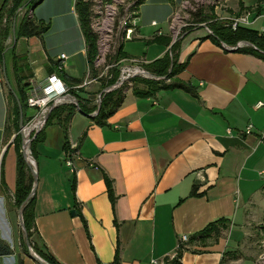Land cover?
I'll use <instances>...</instances> for the list:
<instances>
[{"label":"crops","instance_id":"crops-1","mask_svg":"<svg viewBox=\"0 0 264 264\" xmlns=\"http://www.w3.org/2000/svg\"><path fill=\"white\" fill-rule=\"evenodd\" d=\"M181 1L163 0L155 6L166 24V31L159 26L155 35L169 34L168 22ZM75 3L41 0L32 9L33 19L48 29L40 37L24 38L29 55L38 58L34 65L41 67L31 80L39 82L49 73L59 76L56 64L65 54L63 73L80 79L79 84L89 81L83 87L72 86L74 94L94 106L104 80L95 79V69L88 66L84 37L81 44L77 36L81 28ZM218 4L214 15L220 20L250 7L243 13L249 15L248 26L260 20L257 30L264 31V4L260 14L254 9L256 0ZM64 17L74 39L71 36L70 49L52 53L44 36L50 20ZM169 47L146 46L139 57L149 64ZM122 51L126 55L121 59L133 57L124 47ZM177 59L185 67L176 78L190 84L195 95L173 88L138 96L128 88L103 125L93 121L95 110H76L66 132L55 118L37 134L31 152L36 172L35 236L58 264H114L117 248L118 264H163L175 258L179 242L183 249L174 264H254L242 255L239 261L229 259L227 252L241 246L247 212L262 202L257 197L264 191V58L223 48L199 25L180 37ZM7 89L1 67L0 238L12 252L0 255V264H38L21 243L14 200L16 130L9 122ZM258 101L262 105L256 107ZM247 124L252 129L246 134ZM105 176L111 180L114 202L108 197ZM220 217L230 223L216 239L205 245L181 241L183 235L189 238Z\"/></svg>","mask_w":264,"mask_h":264},{"label":"trees","instance_id":"trees-1","mask_svg":"<svg viewBox=\"0 0 264 264\" xmlns=\"http://www.w3.org/2000/svg\"><path fill=\"white\" fill-rule=\"evenodd\" d=\"M38 0H35L32 5H34ZM144 0H135L133 6L137 9L138 6ZM8 0H3L0 5V64L4 60L5 55L9 51L11 55V71L15 77L16 81V89L14 90L17 95L18 101L22 107L23 112V120L26 117V103H25V88L28 84V80L33 77V75L27 74V46L24 49H21L19 52L14 50L16 42L19 38H30V37H40L43 33H45L48 29L47 24H42L40 22H36L32 16L24 17L19 24L16 26L14 31L15 44L13 42L11 45L5 44V41L9 35L10 29L7 24L3 23V18L11 17L17 7L23 6L27 4V0H11L12 5H8ZM257 5L254 9L257 11L256 14H260L261 9L260 5L264 4V0H256ZM75 10L78 15V20L80 23V28L85 41L86 48V57L87 63L90 68L92 67L93 60L97 53V34L92 31L90 28V2L89 0H76ZM9 17V18H10ZM199 22H204L211 30L212 34H209L210 37L215 43L220 44L224 42L226 44H234L238 40H244L253 45V47H244L237 48L236 51L252 53L261 58H264V31L259 32L257 29L246 25H238L235 29H233L229 20H220L215 17V15L210 18H200ZM172 37L167 35H156L152 38V41L162 43L163 45H170V52L172 55L164 54L162 57L155 59L154 61L148 64V68L155 74L164 77L161 80H144V84L147 89H138L132 91L138 96H150L153 95L156 91L160 89H173L180 88L183 89L193 95H195V89L188 83H184L176 78V75L182 71L185 67V63L178 62L177 59V49L180 45V38L174 41L171 44ZM26 45V44H25ZM123 46H119L117 48L116 56H125L126 54L122 51ZM57 73L60 77L68 81L67 85L69 87L76 86L81 81L78 78L69 77L63 73L62 70H57ZM116 77V72L112 74V77L109 80V83L114 80ZM173 78V79H172ZM171 79V80H170ZM170 80V82H167ZM66 83V82H65ZM151 88V89H150ZM71 93L74 94L73 89H70ZM125 88H121L119 90H114L112 92L106 93L100 100L98 106H87L86 102L79 99L78 108L73 104H62L60 106L55 107L49 114L47 119L50 122L53 119H57L59 123L63 126L65 132L67 131L68 124L72 115L76 112V110L81 111L82 113H90L93 110H97L96 114L92 116L93 121L98 125H103L107 117H109L114 110L121 104L124 96ZM8 99L12 102V106H10V116L11 111H13L14 116V124L13 126L16 129H19V108L18 104L13 97L12 93L8 90ZM47 122V123H48ZM38 135L31 141L30 147L31 152L33 151L34 142L37 140ZM20 142L21 137L20 134L17 133L14 139V145L17 152V160H16V185H15V193L14 200L16 206H23L22 208V220L26 232V236L30 241L32 249L35 253L42 259L46 260L51 264H58V262L54 259V257L47 251L44 244L38 239V236H35V226H34V215H33V203H34V195L30 197L25 203L32 185H33V177L29 173V169L24 160L22 153L20 152ZM65 152H68L69 146L66 144L64 146ZM106 190L108 197L111 202H114L115 196L113 193L112 183L109 178L104 177ZM194 194V189L191 192ZM24 203V204H23ZM230 220L225 217L216 218L212 221H209L205 226H203L200 230L193 233L189 236L187 243L199 242L200 244L205 245L208 239H216L221 235V233L228 228ZM34 235V236H33ZM35 237V238H33ZM23 249L26 253H28V249L25 244V238L23 236L22 240ZM183 249V244L179 242L177 253L175 258L170 261H165L163 264H174L177 261V258L180 257L181 251ZM12 252V249L0 238V255H7ZM229 255V259H236L237 255L234 252H227ZM119 259V249L117 248L114 255V264H118Z\"/></svg>","mask_w":264,"mask_h":264},{"label":"rangeland","instance_id":"rangeland-1","mask_svg":"<svg viewBox=\"0 0 264 264\" xmlns=\"http://www.w3.org/2000/svg\"><path fill=\"white\" fill-rule=\"evenodd\" d=\"M34 1L35 0H27V2H26L27 4L20 6V7H17L14 14L11 17L9 16L10 18L9 17L3 18V23L7 24L9 26V29H10L9 35L5 41V44H7L8 46L11 45V43L13 42L14 31H15L16 26L19 24V22L26 16L30 17V15H31L33 17V14H32V6L33 5L32 4ZM161 1H163V0H151V1L146 0L143 5L142 4L139 5L140 9L138 11L140 12V15H139V19L136 17L135 27L137 29V26L140 25L139 27H141V29L139 30L138 35L142 36L143 38L137 39V37H139V36L138 35L135 36L136 29H134L132 34H131L130 40H126V41L121 43V45L124 44V46H123L124 49L126 51H128L129 53H131V55H133V57L141 56L140 54L145 50L146 46L147 47L152 46V48H155L158 45H160V46L163 45L162 43L152 41V38L154 36H156L154 32L156 31V29L159 26H161L163 28L164 32L166 31V24L163 21L164 18H162L161 13L158 11L159 9L157 11L154 9L155 6L157 7L158 3H161ZM1 3L2 2H0V5H1ZM7 3H8V5L9 4L12 5L11 0H8ZM180 4L181 5H179V7L175 10V12L173 14V17H175V18L174 19L170 18V20L168 22V32H169L171 37H175V41L178 40L185 33H188L190 31L194 30L195 28L199 27V25H200L199 19L201 17L202 18H205V17L210 18L211 16H213L214 15V6L219 5L216 1L212 2V0H182L180 2ZM153 5H154V7H153ZM250 9H251L250 7L249 8L240 7L238 10L235 11L238 15H236L234 17H238L241 14H243L245 11L250 10ZM151 20H155L157 25L152 24ZM68 21L69 20L67 17L54 18L53 20H50L49 30L46 33V35L44 36V45L47 44L51 48L52 53H59L60 51H66L67 49L71 48V36L73 37V39H74V36L69 35L72 33V28L66 27ZM230 21H231V19H230ZM171 23H173V25ZM251 27L254 29L259 28L260 27V20H258L256 23L252 24ZM13 28H14V31H13ZM78 33H77V36H78V38L82 44L83 43V36H82L81 30ZM66 34L69 35L68 38L66 37ZM148 36H151V37L147 38ZM171 42H172V40H171ZM81 44H80V46H81ZM23 46L25 49L26 48L25 40H24V38H19L16 42L14 50L16 52H19L21 49H23ZM72 50H74V46L72 47ZM166 53L168 55H172L170 50L167 51ZM114 57H116V60L119 62V65L116 66V68L113 70V73L116 72V77L114 78V80L112 82L109 83V81H107L106 83L104 82V84H102L104 86L101 87V90L99 91V93L96 95V98H95V102H94L95 107L99 105L98 96H101V98H102L106 93H108V92H105L104 89L111 86L112 84H114V82L120 76V67L119 66H121L123 64V62L120 61L121 56L120 57L114 56ZM26 58H27V60H26L27 61V71L26 72H27V74L31 73L34 76L36 74L38 68H41L39 65L38 66L34 65L37 63L38 58L36 56H34V57L30 56L28 52H27ZM73 65L75 66V64H73ZM93 66L95 67V73H96L95 79H98V78H96V76L99 74H102L104 72V68L100 65H94L93 64ZM1 67H2V63L0 64V68ZM141 67H143L146 71H148L151 75L155 76L156 78L157 77H160V78L156 79L153 77L136 76L132 79L130 86H125L123 88H125V89L131 88L133 90L147 89L146 85L144 84V82H145L144 80H161L164 78L162 76H159V75L153 73L148 68L147 63H145V64L143 63L141 65ZM11 70H12L11 69V55L9 54V51H8L5 55V75H7L6 76L7 80L9 81L13 90H15L16 89V81H15V77H14ZM47 71H49V69H47ZM99 79L102 80V78H99ZM170 80H167V82H170ZM114 90H119V89L114 88L112 90H109V92H112ZM7 93H8V89H7ZM76 100L77 101L79 100L78 96H76ZM9 103H10V106H12V102L10 100H9ZM54 108H52V110ZM14 119L15 118L13 116V111H11V116H10V111H9V122L12 125L14 124ZM23 122H24V120H23ZM47 124L48 123H46V125ZM46 125H45V127H46ZM13 128L16 130V134L19 133V129H16L14 126H13ZM16 134H15V136H16ZM14 139H15V137H14ZM20 152H21V142H20ZM29 155L32 156L31 147H29ZM259 195L260 196L257 197V199H259V200H257V201L259 202L260 199H262V202L257 204L251 211L247 212V215H248L247 221L249 222L246 226L247 234H246L244 240L241 242V244H240L241 246L238 249H236L235 251H233L234 254L237 255V257H238V255L239 256L242 255V256L248 257V258L250 257L252 259V261L254 262V264H264V191L261 192ZM16 207L19 209V206H16ZM235 233H236V231H235ZM236 235L240 236L241 234L238 231V233H236ZM33 238H35V237H33ZM22 240H23V236L21 238V243H22ZM23 247L24 246L22 244V248ZM32 252L35 253V251L33 249H32ZM236 260L239 261V258H236L234 261H236ZM44 261L47 264H51V263L47 262L46 260H44ZM243 264H251V262L244 261Z\"/></svg>","mask_w":264,"mask_h":264},{"label":"built area","instance_id":"built-area-1","mask_svg":"<svg viewBox=\"0 0 264 264\" xmlns=\"http://www.w3.org/2000/svg\"><path fill=\"white\" fill-rule=\"evenodd\" d=\"M214 1L218 3L223 0H212V2ZM89 2L91 14L90 28L97 34V54L93 64L100 65L104 68V72L97 75L96 78H102L106 83L112 77L113 70L119 65L116 57H114L116 56L117 48H119L122 42L130 40L133 30L136 29L135 19L137 9L133 6L135 0H89ZM171 18L174 19L175 17L172 15ZM151 23L155 24L154 21ZM171 24L173 25V23ZM229 24L233 29L240 24L248 26L250 24L248 13L231 18ZM200 25L204 27L208 35L212 34V30L204 22L200 23ZM173 41H175V37H172ZM220 45L227 50L253 47L252 44L244 40H238L234 44L221 42ZM65 59L66 55L60 54L59 61L56 64L58 70L63 69ZM120 61L123 62L119 66L120 76L114 84L104 89L105 92H109V90L114 88L121 89L125 86H130L132 79L136 76L156 78L141 67L143 63H146L143 57H129L120 59ZM93 68L95 69L94 66ZM158 78L160 77L156 79ZM87 83L89 81L84 80L74 87H83ZM71 88L56 73L48 74L39 82H34L31 78L28 81L25 88L26 117L21 131L24 136L23 149L26 152L27 159L29 162H33V165L34 161L32 156L29 155V147L31 141L44 129L52 108L62 104L78 106L76 97L70 91ZM98 99L99 101H97L99 103L101 96H98ZM261 105L262 101H258L255 104L256 107ZM251 129V124H247L244 133H251ZM227 131L229 132V129ZM66 164L70 166L71 162L66 161ZM187 239L188 236L186 235L181 237V241H186Z\"/></svg>","mask_w":264,"mask_h":264},{"label":"water","instance_id":"water-1","mask_svg":"<svg viewBox=\"0 0 264 264\" xmlns=\"http://www.w3.org/2000/svg\"><path fill=\"white\" fill-rule=\"evenodd\" d=\"M41 0H38L33 6H32V9L34 8V6L40 2ZM13 31H14V28H13ZM15 44V41H13V45ZM229 50H233V49H229ZM2 71H3V74H4V77H5V83H6V86L8 88V90L12 93L13 97L15 98L17 104H18V108H19V134H20V137H21V153L24 157V160L27 164V167L29 169V172L31 173L32 177H33V185H32V188L26 198V200L24 201V203L34 195V190H35V181H36V172L34 170V168L31 166V163L29 162V160L27 159L26 157V152L25 150L23 149V143H24V136H23V133L21 131V128H22V125H23V112H22V107L18 101V98H17V95L15 94L13 88L11 87L9 81L7 80L6 78V75H5V62L4 60L2 61ZM97 110L95 111V113H92L91 116H94L96 114ZM23 203V204H24ZM22 208L23 206L21 205L19 207V225L22 229V232H23V236L25 238V244H26V247L28 249V254L31 256V258H33L38 264H47L42 258H40L38 255H36L35 253L32 252V247H31V244H30V241L28 240L27 236H26V232H25V228H24V224H23V220H22ZM74 212V211H73Z\"/></svg>","mask_w":264,"mask_h":264},{"label":"bare ground","instance_id":"bare-ground-1","mask_svg":"<svg viewBox=\"0 0 264 264\" xmlns=\"http://www.w3.org/2000/svg\"><path fill=\"white\" fill-rule=\"evenodd\" d=\"M97 54V53H96ZM31 162V161H30ZM32 164H31V166H33V162H31Z\"/></svg>","mask_w":264,"mask_h":264}]
</instances>
